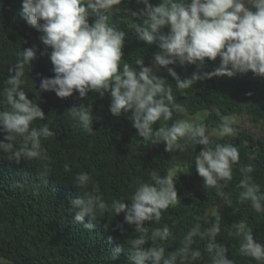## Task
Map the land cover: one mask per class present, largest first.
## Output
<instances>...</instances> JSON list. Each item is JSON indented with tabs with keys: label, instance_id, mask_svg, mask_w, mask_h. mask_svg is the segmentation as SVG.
Returning <instances> with one entry per match:
<instances>
[{
	"label": "trees",
	"instance_id": "trees-1",
	"mask_svg": "<svg viewBox=\"0 0 264 264\" xmlns=\"http://www.w3.org/2000/svg\"><path fill=\"white\" fill-rule=\"evenodd\" d=\"M150 2L158 5L162 0ZM118 7L121 10L113 11L108 23L125 33L120 69L125 63L138 68V59L151 65L159 51V41L148 45L140 40L134 26L142 25L143 18L132 17L128 11H138L144 5L138 0H124ZM21 13L22 0H0V89L10 75L9 69L21 59L23 50L34 45L43 49L40 33L26 23ZM31 63L25 66L22 87L46 116L42 121H35L34 126L47 124L55 135L42 139L47 160L16 163L8 160L7 154L0 153V264H131L128 259L131 241L139 234L133 226L124 223V213L115 216L111 204L121 200L130 206L136 187L145 182L154 183L151 179L153 171L161 177L170 176L176 160L185 167V171L174 179L178 203L162 210L158 222H145L146 239L149 240L143 248L153 247L152 231L167 225L172 235L157 244L165 248L166 254L175 252L195 224L199 223L203 232L219 217L221 231L216 241L227 247V258L234 264H264V261L241 255V238L232 227L243 220L252 228L254 238L264 245V213H257L250 201L239 200L242 191L239 182L243 179L240 168L245 165L253 166L250 175L264 192V78L249 71L237 73L232 78L214 76L193 81L189 87L179 88L167 69L161 68L158 73L166 79L165 88L172 89L175 103L181 104L185 111H174L169 121H158L154 128L163 124L170 127L176 120H185L204 111L208 114L194 125L202 124L209 132L218 129L225 117L232 115L246 114L261 125V136L231 124L233 134L212 137L215 143L236 146L240 153L239 163L233 166V179L220 182L226 184L223 191L229 195V206L214 188H205L203 178L196 171L195 159L203 149L202 145L190 141L182 152H166L163 143L153 145L137 136L132 127V112L113 116L108 96L100 98L90 92L81 100L77 98L78 93L60 98L54 92L39 91L42 77L54 76L53 65L48 56H41L39 52ZM218 64L219 58L206 61L203 68L191 64L170 67L181 79H188L194 73H210ZM248 92L253 95H247ZM81 103L93 109L92 128L96 132L91 135L72 120L67 111ZM0 110H6L3 98H0ZM81 172L91 176L92 183L87 190L92 191L93 186H98L97 194L109 206L103 216H98V221H91L95 225L92 230L84 227L90 222L88 218L83 223L74 222L70 207V198H78L84 191L73 185L76 174ZM195 240L193 248L200 250L201 257L185 264H212L211 254L207 251L208 237L197 236Z\"/></svg>",
	"mask_w": 264,
	"mask_h": 264
},
{
	"label": "clouds",
	"instance_id": "clouds-1",
	"mask_svg": "<svg viewBox=\"0 0 264 264\" xmlns=\"http://www.w3.org/2000/svg\"><path fill=\"white\" fill-rule=\"evenodd\" d=\"M124 0H22V16L26 23L40 33L43 45L27 48L21 52V59L9 69L10 75L0 89V98L6 110H0V153L7 159L21 161L47 160L42 149V139L55 135L47 124L34 126L35 121L44 120L41 107L28 98L23 89L25 66L37 57L48 56L54 76L42 77L41 92H54L60 98L73 97L84 100L89 93L100 98L110 97L109 110L115 117L124 112L133 113L132 127L137 136L153 145L163 143L166 152L184 151L185 144L194 141L203 149L195 159L196 171L203 178L205 188H214L231 205L229 195L223 191L226 184L221 181L233 179V166L240 161L236 146L215 143L212 137H224L234 132L231 123L225 119L220 127L209 132L202 124L193 125L187 120H176L170 127L158 121H169L173 112L183 113L185 108L175 103L170 87L165 88L166 79L158 73L167 69L179 88L189 87L193 81H203L214 76L232 78L237 73L251 71L256 77L264 78V0H162L153 5L150 0H138L144 5L138 11L129 9L132 17H142L143 24H136L138 38L152 45L157 40L159 51L151 65L142 59L136 60L138 68L127 63L120 69L124 54L125 33L108 23L113 11ZM92 20L90 23L89 20ZM219 64L212 72L194 73L191 78L181 79L172 65H197L203 68L206 61ZM247 95L252 96V92ZM71 119L82 125L83 130L93 134V109L81 103L67 110ZM185 141V143H181ZM214 145V146H213ZM67 168V166H66ZM243 179L239 182L242 191L240 202L250 201L257 213H264V192L250 175L252 165L240 168ZM154 183L139 184L129 206L115 200L111 211L115 216L124 213V223L133 226L138 237L131 241V264H185L201 257L198 248H193L197 236L208 237L207 251L212 264H234L227 258L228 249L216 241L220 233V218L201 231L199 223L184 237L183 245L175 252L167 253L157 241H166L172 235L167 225L152 231L150 240L154 246L143 248L146 241V221L158 222L162 210L178 203L175 181L171 176L151 173ZM92 183L87 172L77 173L74 186L84 191L78 198H70L74 222L83 223L88 230L95 225L109 206L99 193V187H88ZM123 227V225H121ZM241 238L240 253L256 261H264V245L253 235V230L243 220L232 225ZM119 249H117V252ZM117 254L114 253V259Z\"/></svg>",
	"mask_w": 264,
	"mask_h": 264
},
{
	"label": "rangeland",
	"instance_id": "rangeland-1",
	"mask_svg": "<svg viewBox=\"0 0 264 264\" xmlns=\"http://www.w3.org/2000/svg\"><path fill=\"white\" fill-rule=\"evenodd\" d=\"M207 114L208 112L204 111L195 116H189L185 120L193 123L194 125L196 122L202 120ZM225 118L236 127L242 130L249 131L250 133L255 134L256 136H261L263 134L261 125L253 122L252 119L246 114L232 115L227 116ZM184 171L185 167L181 164L179 160H176L175 165L171 170L170 176L175 179L179 174L183 173Z\"/></svg>",
	"mask_w": 264,
	"mask_h": 264
}]
</instances>
